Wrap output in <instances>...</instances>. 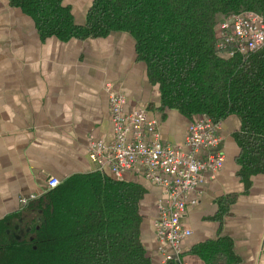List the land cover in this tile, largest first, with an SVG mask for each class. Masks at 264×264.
Instances as JSON below:
<instances>
[{
    "label": "crops",
    "instance_id": "crops-1",
    "mask_svg": "<svg viewBox=\"0 0 264 264\" xmlns=\"http://www.w3.org/2000/svg\"><path fill=\"white\" fill-rule=\"evenodd\" d=\"M87 1L79 17L77 7L66 3L76 25L85 22L92 3ZM110 94L127 99L125 111L145 108L164 143H183L190 119L160 108L159 89L150 83L129 34L43 39L30 17L0 0V221L13 223L10 235L28 231L25 224L34 214L26 206L46 192L51 177L61 182L97 170L87 148L90 138L111 140ZM239 130L236 116L222 121L223 165L214 179L205 171L187 195L182 224L191 235L182 243L183 264H201L190 250L222 238L231 242L238 264H264V173L240 175L234 139ZM124 180L146 190L139 202L140 241L152 264H164L163 244L153 230L161 191L131 174ZM223 200L227 205L220 208Z\"/></svg>",
    "mask_w": 264,
    "mask_h": 264
},
{
    "label": "trees",
    "instance_id": "trees-1",
    "mask_svg": "<svg viewBox=\"0 0 264 264\" xmlns=\"http://www.w3.org/2000/svg\"><path fill=\"white\" fill-rule=\"evenodd\" d=\"M10 4L32 19L43 39L129 34L159 89L160 108L215 122L236 116L240 175L264 173V45L230 54L233 46L218 47L216 35L218 22L232 15L253 12L264 20V0H93L83 25L63 0ZM145 193L139 183L98 170L68 176L26 206L34 218L21 236L10 235L9 218L0 221V264H152L139 234ZM189 253L201 264H238L227 238ZM182 256L164 264H183Z\"/></svg>",
    "mask_w": 264,
    "mask_h": 264
},
{
    "label": "built area",
    "instance_id": "built-area-1",
    "mask_svg": "<svg viewBox=\"0 0 264 264\" xmlns=\"http://www.w3.org/2000/svg\"><path fill=\"white\" fill-rule=\"evenodd\" d=\"M218 23V47L225 49L231 44L234 49L230 54L246 55L264 45V20L258 14L242 12ZM108 101L111 140L90 138L88 159L98 171L113 179L122 180L131 174L161 191L153 220L154 235L163 244L159 250L164 263L178 259L183 254V241L191 235L182 224L188 206L187 195L205 171H211L214 179L213 173L224 162L222 121L195 116L187 125L183 143L171 145L161 140L157 122L145 108L125 111L127 99L121 94H110ZM59 184L57 178L51 177L47 188Z\"/></svg>",
    "mask_w": 264,
    "mask_h": 264
},
{
    "label": "rangeland",
    "instance_id": "rangeland-1",
    "mask_svg": "<svg viewBox=\"0 0 264 264\" xmlns=\"http://www.w3.org/2000/svg\"><path fill=\"white\" fill-rule=\"evenodd\" d=\"M78 2H79V0H63V4L65 3L64 5H66V3H70L71 5L77 7V12H79V13H77V15L79 17L81 15V13L83 12V6H86L89 2L87 0H86V2L84 0H81L80 1L82 3L81 5L80 4L78 5Z\"/></svg>",
    "mask_w": 264,
    "mask_h": 264
}]
</instances>
